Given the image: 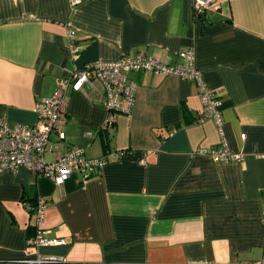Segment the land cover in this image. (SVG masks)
<instances>
[{"label":"crops","instance_id":"1","mask_svg":"<svg viewBox=\"0 0 264 264\" xmlns=\"http://www.w3.org/2000/svg\"><path fill=\"white\" fill-rule=\"evenodd\" d=\"M215 2L205 16L194 0H0V116L11 125L35 124L59 78L124 54L174 64L193 49L223 97L222 123L201 121L195 81L137 71L131 111L106 126L105 86L70 90L65 137L52 133L46 158L74 147L118 157L60 186L25 168L2 173L0 264L38 254L59 259L42 264H264V0ZM224 142L242 159L202 152ZM41 196L38 223L27 206ZM40 227L65 243L33 247Z\"/></svg>","mask_w":264,"mask_h":264},{"label":"built area","instance_id":"2","mask_svg":"<svg viewBox=\"0 0 264 264\" xmlns=\"http://www.w3.org/2000/svg\"><path fill=\"white\" fill-rule=\"evenodd\" d=\"M81 0H72L79 3ZM216 8L215 0H194V9L197 15H205ZM79 50L74 45V52ZM184 59L182 63L167 64L159 58L140 53L137 56L124 54L116 60L93 61L77 68L68 77L59 78L54 94L40 100L36 105L38 120L35 124H9L0 116V175L4 172L17 173L25 168L39 176L51 178L60 186L77 173L81 181H87L99 173L110 156L116 158L117 153H109L101 158L88 157L81 147L69 149L66 153L54 160L46 158L47 147L52 133L60 138L65 137V123L68 112V93L81 91L95 81L101 82L106 89V96L102 103L112 113L106 126L114 124V114L129 113L135 101L138 83L130 77L137 71H153L161 75L176 74L187 80L196 82L200 99L203 105L204 116L201 121L213 119L219 125L223 121L221 107L223 97L210 87L203 77V71L195 64L193 49H184L179 52ZM92 136V133H88ZM245 137V134L243 135ZM215 160H241V154H234L228 149L226 142L219 148L212 150L202 149ZM28 209L40 223L47 208L45 197H39L35 203H29ZM47 230L38 228L31 238L33 247L45 245H59L65 243L62 238H50ZM31 254H35L32 248ZM48 260H59L54 256H42L30 260L31 264H42ZM254 264H263L258 261Z\"/></svg>","mask_w":264,"mask_h":264},{"label":"trees","instance_id":"3","mask_svg":"<svg viewBox=\"0 0 264 264\" xmlns=\"http://www.w3.org/2000/svg\"><path fill=\"white\" fill-rule=\"evenodd\" d=\"M29 200H32V201H33L32 203H35V202L37 201V199H36V200H33V199H29Z\"/></svg>","mask_w":264,"mask_h":264}]
</instances>
